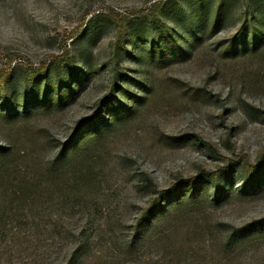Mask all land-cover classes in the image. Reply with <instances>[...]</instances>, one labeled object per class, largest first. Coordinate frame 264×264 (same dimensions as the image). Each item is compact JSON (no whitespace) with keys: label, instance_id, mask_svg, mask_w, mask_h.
Instances as JSON below:
<instances>
[{"label":"rangeland","instance_id":"rangeland-1","mask_svg":"<svg viewBox=\"0 0 264 264\" xmlns=\"http://www.w3.org/2000/svg\"><path fill=\"white\" fill-rule=\"evenodd\" d=\"M0 264H264V0H0Z\"/></svg>","mask_w":264,"mask_h":264},{"label":"trees","instance_id":"trees-1","mask_svg":"<svg viewBox=\"0 0 264 264\" xmlns=\"http://www.w3.org/2000/svg\"><path fill=\"white\" fill-rule=\"evenodd\" d=\"M123 34H124V29L122 28V29L120 30V33H119L120 38L123 37ZM34 75H35V74H34ZM81 125H82V123H79V124H78V126L75 128V129H76L75 132H78V131L80 130ZM180 186H181V184H176V185H175V187H178V188H180ZM136 236H137V235H134V236L131 237V240H132L133 242H135V238H136Z\"/></svg>","mask_w":264,"mask_h":264}]
</instances>
